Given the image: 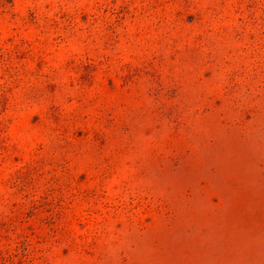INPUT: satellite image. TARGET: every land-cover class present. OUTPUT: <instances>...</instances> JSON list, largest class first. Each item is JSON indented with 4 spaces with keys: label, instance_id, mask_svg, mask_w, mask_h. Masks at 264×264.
<instances>
[{
    "label": "rangeland",
    "instance_id": "rangeland-1",
    "mask_svg": "<svg viewBox=\"0 0 264 264\" xmlns=\"http://www.w3.org/2000/svg\"><path fill=\"white\" fill-rule=\"evenodd\" d=\"M0 264H264V0H0Z\"/></svg>",
    "mask_w": 264,
    "mask_h": 264
}]
</instances>
